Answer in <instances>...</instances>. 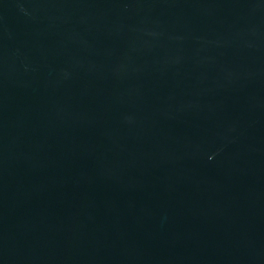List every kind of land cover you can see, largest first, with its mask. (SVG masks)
Listing matches in <instances>:
<instances>
[{"label": "water", "instance_id": "obj_1", "mask_svg": "<svg viewBox=\"0 0 264 264\" xmlns=\"http://www.w3.org/2000/svg\"><path fill=\"white\" fill-rule=\"evenodd\" d=\"M0 264H264V0H0Z\"/></svg>", "mask_w": 264, "mask_h": 264}]
</instances>
